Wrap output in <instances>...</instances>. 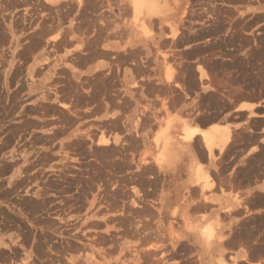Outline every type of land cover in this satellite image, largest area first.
Segmentation results:
<instances>
[{
  "label": "rangeland",
  "instance_id": "obj_1",
  "mask_svg": "<svg viewBox=\"0 0 264 264\" xmlns=\"http://www.w3.org/2000/svg\"><path fill=\"white\" fill-rule=\"evenodd\" d=\"M166 1L177 7L176 18L152 14L143 27L130 0H0V253L11 254L0 255V264H196L174 261L176 250L168 260L176 237L167 235L164 223L181 220L173 216L177 206L159 208V191L180 188L191 158L211 183L221 180L227 156L220 133H211V155L205 156L199 132L191 144L178 141L180 124L199 129L210 121L222 124L224 117L235 126L246 124L229 103L241 91L264 94V0ZM170 21L182 37L215 26L218 31L174 44ZM23 51L30 52L27 58ZM93 62L109 65L108 71L80 76L75 67ZM124 65L130 69L121 80ZM112 67L119 68L117 75ZM257 101L260 110L249 113L252 118L263 117L264 95ZM116 108L130 115L115 116ZM204 116L210 121L201 124ZM253 120L258 127L264 122ZM181 211L183 221L188 213ZM242 230L257 236L251 252L264 264V213ZM131 240L155 249L141 254Z\"/></svg>",
  "mask_w": 264,
  "mask_h": 264
},
{
  "label": "crops",
  "instance_id": "obj_2",
  "mask_svg": "<svg viewBox=\"0 0 264 264\" xmlns=\"http://www.w3.org/2000/svg\"><path fill=\"white\" fill-rule=\"evenodd\" d=\"M70 26H72V24H70ZM107 48L112 52L117 50L109 47ZM96 64L97 63L93 62L92 65H81L75 68L80 72V76L82 77H91L96 71H108L109 65H100L96 67ZM68 66L69 65H59L57 68L61 67L69 70L70 68H67ZM49 67L50 66H48V68ZM125 68L130 69V65H124L120 68L119 75L121 80L124 79ZM110 69L115 70L113 71L115 75L118 74L117 70L119 68L112 67ZM32 76L34 77L33 73ZM139 80H141L140 77H138V81ZM141 93L142 92L138 90L140 99L143 96ZM251 103H255V106L259 105L256 101ZM117 109L118 108L114 109L116 112L115 116L120 113V115L127 118L130 115L127 111L122 114L120 109L119 111H117ZM237 109V107H234L233 112L236 113ZM246 110L241 109L239 111L238 109L239 112H237V115L243 111L246 112V115L242 118H239V116L237 118L247 122V112H249V110ZM263 114V112L260 113L263 117L254 118L263 119ZM161 115V118H163L164 114L162 113ZM225 123L227 124V122L223 120L220 126L223 127L226 125ZM232 124H230L231 127L235 125ZM244 124L245 123L242 122L241 125L235 126V131H237L235 133H238L237 136L239 135L238 130L243 128L246 129ZM211 126H213V124H209L208 128ZM259 127L253 128L254 130L252 133L254 132L253 134H255L253 136H257L258 138L253 142H244L243 144V141L239 140L237 143H234L233 137L231 141L229 140L230 144L229 141L227 144L226 142L223 144L227 148L223 147L227 158L220 164L222 168L225 167L221 169V180L215 178L212 183L209 179L198 181L196 177L197 174L198 176L200 174H206L202 173L204 171L203 169L198 168V163L195 159L193 161L194 163L191 165L187 178H183L182 181L180 180V188L176 189L175 187L176 190L173 189V186L167 190H165L164 187L161 188L158 195L159 208L166 203L169 204L167 207L169 211L177 206L174 213L175 215L173 216H177V218L181 220V222H177L172 219V223L169 224L168 220L164 223L167 235L173 234L176 237V239H173V244L171 243L172 249L166 251V256H168L169 261L172 260L170 259V254H173V251L176 250L174 253L178 251V255L177 259H173L174 261L184 262L185 260H194L197 264L200 260L203 264H222L218 259L223 258L225 260L224 263L227 264H259L257 256L251 252L255 248L254 238L257 236H247L244 230H242L246 221L250 220V218L258 217L260 213H264V201H262L264 198V126L261 125ZM234 152H237L236 157H233ZM208 154L205 152V156ZM175 161L176 160L173 159L170 165H174ZM215 162V159L209 158L208 163L214 164ZM179 167L180 164L176 166L174 170H170V173H172L171 175H173L172 177H174ZM159 171L160 170H156L155 174L158 175ZM204 185H207V187H204ZM185 187H187L186 190ZM182 198H186L187 200L184 202L185 199L183 200ZM167 199H170V202H167ZM182 209L190 216L189 221L191 226L189 228H186L183 224V221L186 223L188 214L183 216V221L179 215ZM130 243L135 246L139 244L138 249L141 254L143 251L155 249L152 247L149 248V245L142 241L134 242L131 240ZM126 245L127 243H125V246ZM162 249L163 248H158L156 250L159 251L160 254ZM183 249L185 253L187 252L186 254L182 252Z\"/></svg>",
  "mask_w": 264,
  "mask_h": 264
},
{
  "label": "bare ground",
  "instance_id": "obj_3",
  "mask_svg": "<svg viewBox=\"0 0 264 264\" xmlns=\"http://www.w3.org/2000/svg\"><path fill=\"white\" fill-rule=\"evenodd\" d=\"M49 1V0H48ZM52 1V0H51ZM172 1V0H171ZM176 1H178V0H176ZM175 1V2H176ZM130 6H129V8L131 9V12H133V14L136 16L135 17V21L138 23V24H141V25H139V26H143L144 27V25L146 26V21H147V19H148V16L149 15H152V14H156L157 16H162V17H169L170 15L172 16L173 15V19H175L176 18V15H177V13L175 12V11H177V7L175 6L174 7V10H173V7H170V4H169V2H167L166 0H130ZM2 5V4H1ZM96 5V4H95ZM205 5V4H204ZM99 6V5H98ZM206 6H207V4H206ZM2 7V6H1ZM126 7V6H125ZM214 8H215V6H214ZM204 9V8H203ZM127 11H128V9H127ZM126 11V12H127ZM179 11V10H178ZM211 11V10H210ZM212 11H214V10H212ZM226 11V10H225ZM174 12V13H173ZM183 13H184V11H183ZM214 13V12H213ZM216 13V12H215ZM145 14V19L143 18L144 16H142V15H144ZM217 14V13H216ZM217 16V15H216ZM143 18V19H142ZM143 20V21H142ZM220 20V19H219ZM148 21H150V19L148 20ZM165 21H167V20H165ZM238 21V20H237ZM105 22V21H104ZM88 23V22H87ZM90 23V22H89ZM169 23H172V28H171V31H169L170 33H171V41L175 44V43H180V42H184L185 40H183L184 39V36L186 37V40L187 41H190L191 39H193V38H195V37H200V36H203L204 34H213V33H215V32H217L218 30V27L217 26H215V27H211V29L210 30H206L205 32H203V33H201V34H184V36L182 37L181 36V32H178L177 33V31H178V29H176L175 28V26L173 25V23H175V22H173V21H170ZM219 23V22H218ZM142 24H144V25H142ZM148 24V23H147ZM220 24V23H219ZM81 25H83V24H81ZM89 25V24H88ZM83 26H85V27H87V25H85V23H84V25ZM90 26V25H89ZM88 26V27H89ZM89 28H91V27H89ZM121 30V29H120ZM123 30V29H122ZM198 31V30H197ZM117 32V31H116ZM118 32H120V31H118ZM118 32L116 33V35L118 34ZM121 32H123V31H121ZM150 32V31H149ZM114 34V33H113ZM112 34V35H113ZM120 34V33H119ZM123 34H124V32H123ZM111 35V36H112ZM122 35V34H121ZM134 35H136V33L134 34ZM148 35V34H147ZM190 35H192V36H190ZM211 35H209V36H211ZM60 36H61V34H60ZM218 36V35H217ZM235 36V35H234ZM112 37H115V36H112ZM129 37V36H128ZM150 37V35H148L147 36V38H149ZM65 37H63V39L62 40H65L64 39ZM117 38H119L118 37V35H117ZM121 38V37H120ZM119 38V39H120ZM147 38H145L144 39V41H146V39ZM151 38V37H150ZM191 38V39H190ZM228 38V37H227ZM58 40L60 41L61 39L60 38H58ZM98 40H100V39H98ZM97 40V41H98ZM127 40V39H126ZM183 40V41H182ZM221 40V39H220ZM231 40H232V37H231ZM59 41H57V43H59ZM122 41V40H121ZM143 41V42H144ZM31 42V41H30ZM35 42V41H34ZM227 42V41H226ZM226 42H222V43H226ZM249 42V41H248ZM33 43V42H32ZM36 43V42H35ZM34 43V44H35ZM89 43H91V42H89ZM120 43H122V42H120ZM214 43V42H213ZM229 43V42H228ZM34 44H32V45H34ZM62 44H63V42H62ZM96 44V43H95ZM216 44H217V41H216ZM241 44V43H240ZM58 45H60V44H58ZM211 45V44H210ZM213 45V44H212ZM219 45V44H218ZM216 48H217V46H215ZM32 48H33V46H32ZM95 48V47H94ZM31 48L29 47V50H30ZM33 50V49H32ZM216 50V49H215ZM125 51H127V50H125ZM1 52V51H0ZM23 52H25V56H26V54H27V52L28 51H23ZM137 52V51H136ZM136 52H135V54H136ZM139 52V51H138ZM137 52V53H138ZM217 52V51H216ZM22 53V52H21ZM28 53H30V52H28ZM32 53V52H31ZM89 53V52H88ZM126 53V52H125ZM134 53V52H133ZM140 53V52H139ZM23 54V53H22ZM90 54V53H89ZM91 54H92V52H91ZM127 55L128 54H130V58H131V54H132V52H129L128 53V51H127V53H126ZM134 54V55H135ZM28 55V54H27ZM93 55V54H92ZM133 55V56H134ZM21 56V55H20ZM23 56V58H24V54L22 55ZM123 56H125V55H123ZM136 56V55H135ZM165 56V55H164ZM28 56H26L25 58H27ZM91 57V56H90ZM93 57V56H92ZM97 57V56H96ZM128 57H129V55H128ZM128 57H124V58H122V59H126V58H128ZM166 57V56H165ZM23 58H20V59H23ZM25 58H24V60H25ZM136 58V57H135ZM138 58V57H137ZM84 59V58H83ZM118 60V59H117ZM129 60V59H128ZM199 60V59H198ZM77 61V60H76ZM123 61V60H122ZM121 61V62H122ZM25 62H19V65H21V64H24ZM82 63V62H81ZM80 63V64H81ZM117 63H119V61L117 62ZM124 63V62H123ZM127 63V62H126ZM83 64V63H82ZM122 64V63H121ZM129 64V63H128ZM135 65H139V64H137V62L136 63H134ZM133 64V65H134ZM131 65V64H130ZM132 65V66H133ZM132 66H131V68H132ZM257 67V66H256ZM136 68V67H135ZM188 68V67H187ZM136 69H139V66H138V68H136ZM134 70V69H133ZM185 70V69H184ZM235 70V69H234ZM241 70V69H240ZM186 71V70H185ZM237 71H238V69H237ZM202 73V72H201ZM203 74V73H202ZM69 76V75H68ZM171 76L172 75H167V73H166V76H165V80H167L166 78H168V82H169V84H170V89H174L175 87H173V85L171 84L172 83V81H174L172 78H171ZM181 76V75H180ZM230 76V75H229ZM232 76V75H231ZM104 77V76H103ZM170 77V78H169ZM187 77H188V75H187ZM192 77V76H191ZM234 77V76H233ZM243 77V76H242ZM255 77V76H254ZM100 78V77H99ZM252 78V77H251ZM104 79V78H103ZM106 79V78H105ZM169 79H170V81H169ZM184 79H186V78H184ZM188 79H190V78H188ZM245 79V78H244ZM107 80V79H106ZM118 79L116 78V81H117ZM163 80H164V78H163ZM233 81H235V79H232ZM238 80V79H237ZM94 81V80H93ZM176 81V80H175ZM185 81V80H184ZM244 81V80H243ZM91 82V81H90ZM95 82V81H94ZM100 82V81H99ZM187 82H188V80H187ZM186 82V83H187ZM93 83V82H92ZM97 83V82H96ZM101 83V82H100ZM176 83V82H175ZM190 83V82H189ZM239 83V82H238ZM251 83V82H250ZM240 84V83H239ZM106 85V84H105ZM104 85V86H105ZM108 85V84H107ZM106 85V86H107ZM171 85H172V88H171ZM177 85H178V83H177ZM188 85V84H187ZM230 85V84H229ZM259 85V84H258ZM92 86V85H91ZM95 86H97V85H95ZM169 86V85H168ZM189 86H191L190 84H189ZM188 86V87H189ZM77 87V86H76ZM231 87V86H230ZM87 88V87H86ZM163 88H165V86H163ZM169 88V87H168ZM181 88H182V86H181ZM229 88V87H228ZM248 88H250V87H248ZM78 89V88H77ZM93 89V88H92ZM167 89V88H166ZM169 89V90H170ZM255 89V88H254ZM106 91H107V88L105 89ZM240 90V89H239ZM248 90V89H247ZM250 90V89H249ZM96 91V90H95ZM98 91V90H97ZM176 91V90H175ZM174 91V92H175ZM233 91V90H232ZM77 92H78V90H77ZM170 92H173L172 90L170 91ZM227 92V91H226ZM255 92H256V90H255ZM264 92V91H263ZM96 93V92H95ZM246 93H247V91H246ZM244 91H241V92H238V93H236L235 95H233L234 96V98L230 101V103H229V109H234V107L236 108H238L239 109V111L241 110V109H247L246 111H248L249 110V112H247V122H246V124H245V128L246 129H240L239 130V135L237 136V134H235L234 133V131H235V125H234V123L232 124V125H234L233 127H231L230 126V124H228L229 122H231V121H228V119H226L225 117H224V119H222L221 118V120H224L225 122H227V124L226 125H224L223 127H221L220 126V123H214L213 125L214 126H211L210 128H208L209 127V124H211V121L209 120V119H207L206 117L207 116H204V119H202L201 121H200V123L201 124H205V123H207V122H209L210 121V123H207L208 124V126H206V128H197V126L196 127H192L191 125V123L189 122V121H187V122H183V123H181L180 124V129H181V131H182V137L183 138H181L180 139V137H179V139H178V141H181V140H186V141H188L189 142V144H191V141L193 140V139H195L194 137L196 136V133L197 132H199L200 134H201V136H202V138H203V140H201V141H203L202 143H204V145H205V149H207V151H208V153H209V156L211 155V153H210V151H211V144H212V137H211V133H213V132H219L220 133V139H222L223 140V144H224V142H226V144L228 143V141L230 140H232V136H233V134L237 137V138H235V139H238V140H242L243 142V144H244V142H253V141H255L256 140V138H257V136L256 137H254L253 135H255V134H253L252 133V131L254 130L253 128H257L258 126V123H255L256 121L255 120H253L254 118H252L251 116H250V114L249 113H253L254 111H258V110H260V108L256 105L255 107H253V105L251 104V101H256V102H258L257 100H258V98L261 96V95H264V94H261L260 96H259V94H256V93H254V94H256V95H252V94H246ZM174 94V93H173ZM234 94V93H233ZM231 95V94H230ZM79 96V95H78ZM227 97V96H226ZM67 98V97H66ZM65 98V99H66ZM212 98V97H211ZM215 100V99H214ZM216 100H218V99H216ZM209 101H210V99H209ZM213 101V100H212ZM242 102V103H241ZM250 102V103H249ZM216 103H218L219 104V102L217 101V102H215V104ZM227 103V102H226ZM225 103V101L224 102H222V104H226ZM212 105H214V104H212ZM228 105V104H227ZM215 106V105H214ZM219 107H220V104L218 105ZM208 107V106H207ZM213 107V106H212ZM211 108V107H210ZM215 108V107H214ZM218 108V107H217ZM226 108H227V106H226ZM263 108V107H262ZM209 109V108H208ZM212 109V108H211ZM223 109V108H222ZM238 109H237V111H236V114H237V112H239L238 111ZM218 111V110H217ZM225 111V110H224ZM219 112V111H218ZM203 113H205V112H203ZM217 112H215V114H216ZM223 113V112H222ZM233 113V112H232ZM246 112H240L236 117L234 116V113H233V115H230V117H235V118H237L238 116H239V118H242V117H244L246 114H245ZM208 114V113H207ZM220 114V113H219ZM231 114V113H230ZM200 115V114H199ZM204 115V114H203ZM203 115H201L202 117H203ZM217 115H218V113H217ZM219 116V115H218ZM199 117V116H198ZM198 117H197V119H198ZM255 117V116H254ZM258 117V116H257ZM256 117V118H257ZM196 119V118H195ZM214 120H216L215 118H213ZM211 120H212V117H211ZM221 120H220V122H221ZM237 120V119H236ZM67 121H69V120H67ZM257 121H259V120H257ZM66 122V121H65ZM199 122V121H198ZM263 122V121H262ZM188 123H190V124H188ZM260 123V122H259ZM264 123V122H263ZM263 123H260V124H262L263 125ZM199 124V123H198ZM222 125V124H221ZM204 126V127H205ZM260 128V127H259ZM201 136H200V138H201ZM259 137V136H258ZM226 139V140H225ZM258 139V138H257ZM101 140L104 142V143H108L109 141V139L107 138L106 139V137L104 136V137H102L101 138ZM108 141V142H107ZM218 141V140H217ZM230 141H229V144H230ZM195 142V141H194ZM220 142V141H219ZM259 142V141H258ZM218 143V142H217ZM234 143H236V142H234ZM219 144V143H218ZM220 144H221V142H220ZM251 145V144H250ZM252 145H254V144H252ZM196 146V145H195ZM222 146V145H221ZM246 146V145H245ZM225 148H226V146H224ZM229 147V146H228ZM199 148V147H198ZM227 149V148H226ZM264 149V148H263ZM206 151V152H207ZM223 151H225V150H223ZM227 151V150H226ZM203 152V151H202ZM207 153V154H208ZM172 155V156H171ZM174 154L173 153H171V154H169L168 155V157L167 158H169L170 159V156H171V159H173L174 158V156H173ZM192 156V155H191ZM261 156V155H260ZM193 157V156H192ZM145 158V157H144ZM201 158V157H200ZM261 158V157H260ZM263 158V157H262ZM192 160L194 159H196V158H191ZM147 166H149V165H147ZM150 166H151V164H150ZM3 170V169H2ZM5 170V169H4ZM199 177H201V178H204V179H208L207 178V175H202V174H200L199 175ZM209 180H211V179H209ZM208 180V181H209ZM207 182V181H206ZM210 183V182H209ZM51 184H52V182H51ZM53 187V186H52ZM42 192V191H41ZM43 199V197L41 198V200ZM39 202V201H38ZM30 203V202H29ZM34 204H37V203H34ZM37 205H40V204H37ZM29 207V206H28ZM34 207H35V205L32 207L33 209H34ZM30 208V207H29ZM31 208V209H32ZM31 210V211H34V210ZM30 210V209H29ZM36 211V210H35ZM34 211V212H35ZM39 211V210H38ZM65 215V214H64ZM45 221V220H44ZM259 222V221H258ZM52 224V223H51ZM262 224H263V222H262ZM261 225V224H260ZM261 227V226H260ZM263 227V226H262ZM256 231V230H255ZM24 232V231H23ZM259 232V231H258ZM256 233V232H255ZM252 234V233H251ZM253 235V234H252ZM76 245V244H75ZM70 246V245H69ZM38 247H40V245L38 246ZM259 247V246H258ZM257 247V248H258ZM13 248V247H12ZM43 248V247H42ZM41 248V249H42ZM65 248H66V246H65ZM68 248V247H67ZM70 248V247H69ZM73 248V247H72ZM256 248V249H257ZM262 248V247H261ZM16 249V248H15ZM14 249V250H15ZM44 249V248H43ZM13 250V251H14ZM38 250V249H37ZM260 250V249H259ZM17 251V250H16ZM77 251V250H76ZM257 252V251H256ZM18 253V252H17ZM16 252H13L12 254V256L14 257V256H16V254H17ZM45 253V252H44ZM47 253V252H46ZM261 253V252H260ZM19 254V253H18ZM0 255L2 256V258H9L10 257V255H8L7 257H5V255L3 254V253H0ZM0 256V257H1ZM11 256V257H12Z\"/></svg>",
  "mask_w": 264,
  "mask_h": 264
}]
</instances>
